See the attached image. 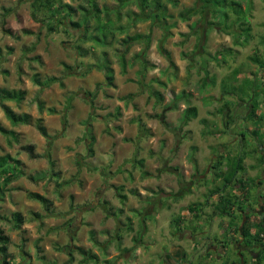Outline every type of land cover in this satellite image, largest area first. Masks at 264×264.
<instances>
[{
	"label": "rangeland",
	"instance_id": "rangeland-1",
	"mask_svg": "<svg viewBox=\"0 0 264 264\" xmlns=\"http://www.w3.org/2000/svg\"><path fill=\"white\" fill-rule=\"evenodd\" d=\"M34 1L0 0V88L27 92L21 103L4 104L32 117L31 124L15 126L0 101V125L16 134L0 133V157L19 160L25 173L8 185L0 176V229L10 239L8 262L179 264L180 259L168 262L166 255L181 246L193 264H218L215 254L211 260L202 256L203 236L213 228L212 237L224 239L223 232L230 229L237 239L238 226L228 222L240 225L245 219L241 222L238 208L232 216L214 213L225 201L202 206L218 189L245 195L238 182H228L234 174L250 189L264 172V0L166 2L160 21L145 18L147 10L137 19L134 3L95 0L104 16L91 19L90 33H96L95 27L102 28L101 36L116 33L105 47L80 42V31L69 29L68 22L77 21L79 12L55 15L48 23L34 21ZM62 2L76 8L87 0ZM184 13L189 18H182ZM148 33L151 45L144 57L150 66L144 69L136 58L145 48L144 42H136L124 69L117 52L124 49L120 40ZM105 61L114 70L113 87L99 69ZM36 75L41 83L54 77L59 81L38 86ZM98 84L103 85L100 90ZM86 92L96 96L86 99ZM129 95L133 98L124 100ZM188 108L197 115L185 124ZM255 113L257 118L249 117ZM38 119L51 141L38 131ZM29 193L50 199L53 213ZM233 204L238 206L236 199ZM191 205H201L202 217L188 210ZM16 213L24 220L21 226L14 224ZM192 218L201 224L196 231ZM227 247V255L237 257L232 245Z\"/></svg>",
	"mask_w": 264,
	"mask_h": 264
},
{
	"label": "trees",
	"instance_id": "trees-1",
	"mask_svg": "<svg viewBox=\"0 0 264 264\" xmlns=\"http://www.w3.org/2000/svg\"><path fill=\"white\" fill-rule=\"evenodd\" d=\"M166 2L169 3H174L177 4L176 0H155L153 4L149 3V0H119V3L121 5H125V4H131L134 3L138 9V12L134 13L137 16V19H139L140 16L144 15L145 11L147 10V15L145 18H150V19H154L156 21H160L163 19L164 13L166 11ZM225 2V0H224ZM234 5H238L241 6L239 3H237L236 1H231ZM242 8V7H241ZM31 16L33 18L34 21H41V22H50V21H54L55 20V15L58 14H65L67 17H72V15H74L75 13L79 12L80 13V17L77 21L74 20H70V22H68L69 24V29H75L80 31L79 33V37H78V41L80 42H95L96 44H98L99 46H109L112 45L113 40L116 39V33H109V35L106 33H104L102 36L98 33H100L99 29L102 28L100 27H95L93 29V32L96 33H90L91 31V19H96V20H100L101 21V16L103 14V10L99 7V4L95 1V0H87L86 5H80L79 7L74 8L72 5L69 4H64L62 2V0H35L34 2H32L31 5ZM48 9V12H46ZM111 10H107L105 15L106 18L110 20V16H111V12H109ZM117 15L119 16V18L121 19V15L119 11H116ZM40 13H42V18L40 17ZM49 14V15H48ZM189 14H182V18L187 19ZM104 16V14H103ZM228 17V16H227ZM240 17V16H238ZM162 18V19H160ZM5 23V21L3 22ZM238 23H241L245 26H249V24H247L246 22H241L238 21ZM51 24V23H50ZM4 26V25H3ZM5 27V26H4ZM117 27H119L121 29V27H123L122 25H118ZM123 29L125 30V27H123ZM251 29V27H250ZM122 30V29H121ZM8 32V31H7ZM124 32V31H123ZM247 32V31H246ZM11 34V33H9ZM136 42H144L145 43V48L144 50L137 54L136 58L140 59L141 61H143V65H146V67H144V69H147L150 64L149 61L144 57L145 53L150 49V45H151V35L150 33L145 34V35H134L131 37V35H126V37L122 38L120 40L121 46L124 47V49L122 51H117L118 52V58L120 63L122 64V67L124 69H126L127 66V61H126V55L130 52L132 46L136 43ZM77 49L80 50V45L77 46ZM107 56V55H106ZM167 60L170 63V66L173 67L174 63L172 61V59L170 58V55L167 53ZM110 61H105L101 67H99L100 70L104 71V73L106 74V79H107V85L108 86H115L114 83V70L110 65ZM65 67L68 70H72L71 67H69L68 65H65ZM96 68V67H94ZM89 71H85L83 74L85 75L86 73H88ZM59 79L57 78H50L48 80H46L45 82L41 83V81L39 80L38 75H36L34 77V83L38 86H50L55 82H58ZM62 84V83H61ZM103 87L102 84H98L97 85V90H100ZM97 93V91H96ZM95 93V94H96ZM94 93H89L86 92V99L88 98V96H96ZM27 95L26 91L23 90H8V89H4V88H0V101H2V108L4 111V115L6 116V118L13 124V125H29L31 124L32 121V117L31 115L24 113V114H18L16 113L13 109H11L8 105L4 104V102L6 101H14L16 103H21L22 101L25 100V97ZM128 98H133V95H129L128 97H124L125 99ZM38 109L39 111L42 113L44 111V107H43V103H39L38 104ZM120 110V109H119ZM50 113L55 114L57 113V111L55 109H50L48 110ZM197 115V111L195 108H188L184 114V121L183 123L187 124L189 123V121L191 120L190 118H192L193 116ZM93 117V116H92ZM249 117L252 118H257L256 113L252 114V116L249 115ZM90 124V123H88ZM36 127L38 129V131L40 132V134L47 139L48 141L52 140V136L48 133L47 128L44 126L43 124V119H38L36 122ZM145 132L148 133V129H144ZM0 133L5 135V136H10V137H16L15 132L13 131H9L7 129H5L3 126L0 125ZM33 147H29L28 151H31ZM91 154L92 151L90 150ZM34 157V156H32ZM220 159H223L224 156L219 157ZM242 160H240L239 162L241 163ZM141 161H139L140 163ZM240 163L237 164L238 167L240 166ZM143 164V163H142ZM218 164L220 166L223 165V163L221 161L218 162ZM21 166V162L13 157H11L10 155H4L0 157V176H3L4 179V184L8 185L11 182H13L17 176H24V170H20L19 167ZM219 166V167H220ZM13 169V171H12ZM17 171V172H16ZM227 173V171L225 172ZM236 173V172H234ZM222 176V174H217L218 177ZM237 173L234 174L233 176V181L237 180L236 177ZM224 179V178H223ZM232 180V179H231ZM228 181L229 183L233 184V181ZM239 180V179H238ZM179 181L181 184L184 183V179L183 177H179ZM229 184V186L231 185ZM238 184L241 185V189L244 191L243 196H237L235 197V195H232L231 193H225V195H221L220 199L221 201H225L223 207L220 209V206H217V209L215 211V213L218 215L220 214L221 216H232L233 214V200L236 199V204H238V211L240 213L239 216H241V222L243 220V217L245 220L244 223L242 224V228L243 229V236L244 237H250L252 240L254 239H258V241H260V239H262V237L264 236V221L263 220H258L256 218H252L250 216H248L246 214V202L249 201V189H247V186L244 182L242 183L241 181L238 182ZM228 188V186L225 187V189ZM1 192H3L2 190H0ZM222 191V189H218L216 190L212 195L214 194H219ZM232 191V190H231ZM30 194V198L32 200H35L39 203H41L44 207V209L47 211L48 214H52V206L54 205V203L46 198L45 196L39 194V193H29ZM179 196V195H178ZM181 197V196H180ZM122 198L125 200L127 197L126 196H122ZM234 198V199H233ZM237 201H240V204L237 203ZM201 206V205H199ZM198 205L195 206H190L188 208L189 211H191V213L196 214V216H198L199 218L202 217L203 213H199V207ZM110 211V210H109ZM201 214V215H200ZM37 218H39V214L36 213ZM1 218V217H0ZM237 219V217L235 218ZM13 220H14V224L15 226H21L24 223V220L22 218V216L20 214H14L13 215ZM178 223L180 222L179 220L177 221ZM233 222V227L239 226L237 224ZM253 230H255V233H253ZM10 239L8 237H6L3 233V231L0 229V257L2 258V263L3 264H10L7 260V250H8V243H9ZM85 253L90 256H94L93 253H88V251H85ZM72 256V254H71Z\"/></svg>",
	"mask_w": 264,
	"mask_h": 264
},
{
	"label": "flooded vegetation",
	"instance_id": "flooded-vegetation-1",
	"mask_svg": "<svg viewBox=\"0 0 264 264\" xmlns=\"http://www.w3.org/2000/svg\"><path fill=\"white\" fill-rule=\"evenodd\" d=\"M237 136V135H235ZM240 179L238 180H234L233 184L236 186L237 182H239ZM253 187L254 190L252 191V193L254 194L253 197L251 198L250 196V200L246 202V214L248 216L251 217V219L254 217H256L257 219L263 220L264 221V192L261 191V186L264 184V172L262 176H259V178L254 182L253 181ZM241 187V185H238ZM251 188L249 189V187H247V189H249V191L251 190ZM223 193V191H221ZM220 192V193H221ZM225 191L224 194L225 195ZM220 199V198H219ZM221 202V199L220 201ZM238 206H236V208H233V213L236 212ZM233 222L232 220L230 222H228V225H232ZM233 226V225H232ZM242 224H240L238 226V235L240 236L237 239H233V233L230 232L228 233L229 230H225L224 235L225 238L224 239H217V241L215 243H210L207 242L205 239L209 238L207 235L208 231H206V236H203L204 241H203V245H205V254L202 256L204 258H207L209 260H211L210 258L213 257L214 259H218L219 263L218 264H232L231 262L233 261V259L235 258V261L237 260V257L239 258V260L241 261H237L236 263L234 262L233 264H264V236L262 237V239H260V241H258V239H254L252 240L250 237H244L243 236V229L242 228ZM235 228V227H232ZM254 233V232H253ZM236 234V233H235ZM247 241H250L251 243H248ZM205 242V243H204ZM246 243H248L249 245H246ZM227 244H231V252L232 255L234 253V255H236L237 257L234 258H230L227 253L228 252V247ZM199 251V249H198ZM233 255V256H234ZM201 256V258H203ZM185 254L184 256L180 257V260L178 263L179 264H183L182 261L186 262L185 264H193L189 261L190 258H188V260L185 258ZM201 264V263H200Z\"/></svg>",
	"mask_w": 264,
	"mask_h": 264
},
{
	"label": "crops",
	"instance_id": "crops-1",
	"mask_svg": "<svg viewBox=\"0 0 264 264\" xmlns=\"http://www.w3.org/2000/svg\"><path fill=\"white\" fill-rule=\"evenodd\" d=\"M245 9H246V6H244L243 8H242V10H244L245 11ZM252 18H250V21L252 22V20H251ZM183 128H185V126L183 127ZM167 136H169L168 134H166ZM176 178H179L178 177V175L176 176ZM219 179H221V177L219 178ZM187 191H190V190H187ZM227 193V192H226ZM224 194V192L223 193H219V194H215V195H213L214 197H212V200L210 199V200H208V203L205 201V205H203L202 206V208L203 207H205V206H210V204H212V205H216V203H214L215 201H218L219 202V198H220V196L221 195H223ZM179 198V197H178ZM211 198V197H210ZM179 199H183V198H179ZM210 203V204H209ZM209 204V205H208ZM200 207V206H199ZM211 207V206H210ZM199 213H200V211H199ZM215 213V212H214ZM194 217H195V215H194ZM216 219V218H215ZM195 219L194 218H192L189 222H190V224H191V227L194 229V231H196L197 229H198V227H199V225H201L200 223H198V222H196V221H194ZM190 227V228H191ZM214 227V226H213ZM189 227L186 229L187 230V232L189 233V234H192L193 233V231L190 229ZM185 230V231H186ZM209 231H211L210 233V238H207V239H205L207 242H209L210 241V243L212 244V243H215L216 241H217V239H215L214 237H212L213 236V232H214V230H213V228H211ZM193 236V235H192ZM205 243V242H204ZM184 249H187V248H184ZM187 251H184L183 250V248L180 246H178L177 248H171V252H169V253H167V257H166V260L169 262V261H172V262H175V263H177V261H178V259H180V257H182V256H184V254H187V256H189V254L188 253H186ZM202 254H204V252L202 253Z\"/></svg>",
	"mask_w": 264,
	"mask_h": 264
}]
</instances>
